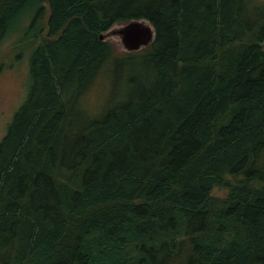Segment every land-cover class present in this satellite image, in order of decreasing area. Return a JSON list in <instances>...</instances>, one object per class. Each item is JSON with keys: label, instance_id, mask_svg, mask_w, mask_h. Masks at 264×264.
<instances>
[{"label": "trees", "instance_id": "16d2710c", "mask_svg": "<svg viewBox=\"0 0 264 264\" xmlns=\"http://www.w3.org/2000/svg\"><path fill=\"white\" fill-rule=\"evenodd\" d=\"M25 13L39 39L0 139V264H264V3L0 0V41ZM135 19L147 46L99 39ZM101 66L113 97L89 115Z\"/></svg>", "mask_w": 264, "mask_h": 264}, {"label": "rangeland", "instance_id": "374dc122", "mask_svg": "<svg viewBox=\"0 0 264 264\" xmlns=\"http://www.w3.org/2000/svg\"><path fill=\"white\" fill-rule=\"evenodd\" d=\"M256 2L264 3V0H256ZM26 14L28 13L21 15V22L16 23L0 41V139L5 134L14 111L26 97L29 83V55L39 39L38 37L33 40L29 37L31 32L25 33L30 22V19L24 17ZM123 23L125 22L116 23L112 27H118ZM42 25L44 29L41 36H44L46 34L45 20ZM106 40L113 46L116 53L129 52L123 47L118 36L108 35ZM107 67L101 66L82 101L89 115L99 113L111 103L114 75L112 72L110 75ZM226 191L224 187L215 186L212 194L224 196Z\"/></svg>", "mask_w": 264, "mask_h": 264}, {"label": "water", "instance_id": "95a60500", "mask_svg": "<svg viewBox=\"0 0 264 264\" xmlns=\"http://www.w3.org/2000/svg\"><path fill=\"white\" fill-rule=\"evenodd\" d=\"M108 35H116L127 51H136L150 44L154 39V28L145 19L130 20L118 27H111L99 35V39H106Z\"/></svg>", "mask_w": 264, "mask_h": 264}]
</instances>
